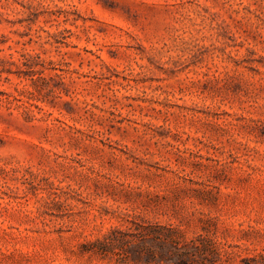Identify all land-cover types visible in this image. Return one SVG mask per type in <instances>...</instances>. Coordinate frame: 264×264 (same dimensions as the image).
Returning a JSON list of instances; mask_svg holds the SVG:
<instances>
[{
  "label": "rangeland",
  "instance_id": "obj_1",
  "mask_svg": "<svg viewBox=\"0 0 264 264\" xmlns=\"http://www.w3.org/2000/svg\"><path fill=\"white\" fill-rule=\"evenodd\" d=\"M264 264V0H0V264Z\"/></svg>",
  "mask_w": 264,
  "mask_h": 264
},
{
  "label": "trees",
  "instance_id": "obj_2",
  "mask_svg": "<svg viewBox=\"0 0 264 264\" xmlns=\"http://www.w3.org/2000/svg\"><path fill=\"white\" fill-rule=\"evenodd\" d=\"M180 259V264H188L187 259H189V253L187 251L180 252V254H176Z\"/></svg>",
  "mask_w": 264,
  "mask_h": 264
}]
</instances>
